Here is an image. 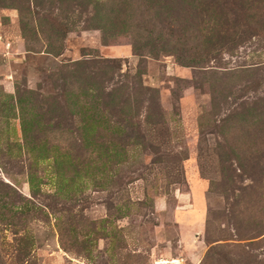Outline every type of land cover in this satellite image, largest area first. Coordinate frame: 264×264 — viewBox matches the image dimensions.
<instances>
[{
  "label": "rangeland",
  "instance_id": "obj_1",
  "mask_svg": "<svg viewBox=\"0 0 264 264\" xmlns=\"http://www.w3.org/2000/svg\"><path fill=\"white\" fill-rule=\"evenodd\" d=\"M0 264H264V0H0Z\"/></svg>",
  "mask_w": 264,
  "mask_h": 264
}]
</instances>
